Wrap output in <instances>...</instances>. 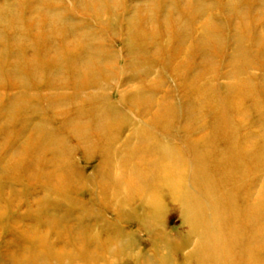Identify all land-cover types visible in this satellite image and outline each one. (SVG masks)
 <instances>
[{"label":"rangeland","instance_id":"1","mask_svg":"<svg viewBox=\"0 0 264 264\" xmlns=\"http://www.w3.org/2000/svg\"><path fill=\"white\" fill-rule=\"evenodd\" d=\"M99 1L13 0L10 20L21 15L29 2L27 11L34 12V23L45 14L60 18V22L64 19L48 30L49 36L56 38L43 47L47 51L51 48L50 56L61 51L65 43L73 56H80L83 50L82 61L92 68L89 78L96 87L81 93L77 90L75 102L57 108L56 113L46 101L32 104L35 111L28 130L39 131L38 124L47 120V133L59 136L68 150L59 164L49 149L17 167H6L9 157L21 154L31 133L26 131L15 139L22 123L0 124V264H14L13 260L23 263L29 239H35L38 250L47 243L54 246V253L75 255L74 264H85L82 256L86 254L91 264H207L210 257L213 264H222L220 251L223 248L226 254L227 249L221 219L203 196L198 176L203 173L214 179L215 191L226 184L241 191L231 206L243 207L247 200L260 202L264 185V51L260 42L264 0H234L233 5L231 0ZM4 4L5 0H0V11ZM198 4L202 12L196 14L193 10ZM234 9L240 10V18ZM22 18L27 19L26 15ZM239 21L244 23L243 31L238 28ZM5 28L0 23V67L4 69L0 72V102L5 107L8 98L17 93L8 88L7 79L12 77L8 45L14 48L13 61L33 62L38 80L35 90L47 98L49 92L34 48L24 57L17 48L34 32H27L24 41L11 43ZM61 29L72 32L67 40L59 35ZM66 61L55 63L63 81L69 76ZM60 93L69 98L74 94L73 90ZM139 94L144 97L137 104ZM102 104L103 113L112 116L109 119L118 137L110 148V159L117 162L113 165L104 164L109 152H101L102 143L95 149L84 146L64 127L79 110L89 111ZM165 111L173 116L166 118L167 135L161 127L166 125L162 118ZM8 113L0 110V117ZM143 131V141L138 142L134 134ZM155 142L158 147L144 154L143 150ZM12 147L14 154L10 153ZM175 153L187 178V192L191 199L203 203V217L209 223L203 247L192 231L195 222L182 213L163 179L155 176L160 168L172 171L167 162ZM158 154L163 161L144 165L146 156L155 159ZM39 158L43 164L37 168L35 160ZM136 172L141 173L139 180L134 178ZM239 172L245 173L240 177ZM219 173H226L229 181L218 183ZM63 180L68 185L63 191L56 190L58 186L61 189ZM131 181L136 186H130ZM49 186H54L56 194ZM58 191L64 197L57 195ZM154 194L161 203L155 218L144 200ZM240 236L250 240L253 235L248 231ZM235 245L229 256L237 255L239 244ZM260 247H255L256 256L264 264ZM82 250L84 254L77 255Z\"/></svg>","mask_w":264,"mask_h":264},{"label":"bare ground","instance_id":"2","mask_svg":"<svg viewBox=\"0 0 264 264\" xmlns=\"http://www.w3.org/2000/svg\"><path fill=\"white\" fill-rule=\"evenodd\" d=\"M231 1L232 2H230V4L233 5L234 0H231ZM13 4H14L13 0H5V4L2 7L3 10L0 11V23H2L4 27H6L5 30H7L6 31L7 42L18 43V42H21V40L24 41V38H26L27 32L28 33L34 32V36L29 38L28 41H26V43L24 42L20 43L19 47L17 48L19 49V53L23 57L27 55V53H29L32 48H34V55L37 61L36 63L41 70L40 76L43 77L45 80L46 90L49 92V96L44 99L35 90L38 80L36 78L37 77L36 74L33 72V62L31 60L28 61L26 59H21V61H13V56H15V54H14V51L12 50L14 48L13 46L8 45V47L6 48V52L9 57L12 56L11 58L12 61L10 60V63L8 65V69L11 72L10 76H12L7 79L8 88L17 91V93L11 98H8L9 103L5 104V107L4 105H2V102H0L1 113L4 111L9 112L7 116L0 117V124H2L4 121H9L11 123L12 122L22 123V124H19L20 126L19 127L20 130L18 132L19 135L17 134L14 135L15 139H17L22 134H25L26 131L28 132L30 131L31 136L27 139L26 144L24 145L22 152L18 157L14 154L16 153L14 147L11 148L10 153L12 152L14 155L11 156L12 158L9 157L5 161L4 164H6V167H10V168L17 167L18 165L21 164V162L27 160L28 158L31 159L40 154H45L47 151H49V149H52L53 152H55V154L57 155L56 159L57 160L59 159V161L57 160L56 161L59 164L62 161L61 157H63V155L65 156L66 151L68 150L65 149L66 147L64 143L61 142L59 136L50 134V132L47 133L49 130V127L47 125V120H42L38 124L39 128L37 129H39V131L34 130V129L28 130L31 124L33 123L31 113L32 111L33 112L35 111L34 107H32V104L34 102L38 104L40 102L46 101L48 106H50V108L54 110V113H56L55 110H57V108H60L66 105V103L68 102L69 103L75 102L76 100L75 98L79 95L78 93H76L77 90L79 91V93H81V92H85L86 90H90L91 88H93V86H95L94 82L92 81V78L91 79L89 78L90 73H91V71L89 70H91L92 68L90 69L89 66L82 61L85 59L84 58L85 54L84 55L82 54L83 50L80 56H78V54L73 56V53H71L67 48V45H69L68 43H65L61 51H57L56 53L53 54V56H50L52 55L51 48L49 51H47L45 47H43V44H45L46 42L47 43L51 42L50 38H56V37H53L54 35L49 36L48 30L51 29L52 27L54 28L55 26H57V24H60L61 22H63L64 19L60 22L61 20L60 18H59L60 20L57 18L52 19L53 16H49L45 14L43 15V17L42 15L39 16L38 18L39 21L37 23H34L33 22L34 18L32 17L34 15V12L29 11V10L27 11V9L30 8L32 4L31 2H29L27 3V6L22 7L21 15H18L17 17H14L12 20H10L11 16L13 15V7H14ZM234 10H235V14H237L239 17L240 10L238 11L236 9ZM193 12L196 14L202 12V8L199 7V4L198 6L197 5L194 6ZM25 15L27 19L24 21L22 17ZM145 24H146V21H145ZM244 27H245L244 23L240 22L238 28L242 30ZM59 32H60L59 35H61V37H63L65 40H67V36L69 37L71 36L68 34L72 33L66 29H61ZM238 39L239 41L240 40L242 41L241 36H238ZM132 42L134 41L132 40ZM260 42H262L261 47L264 51V36L261 38ZM57 54L60 57L55 56ZM47 55L48 57H50V59L47 58ZM57 57H58V60H57ZM67 57H70L69 61H66ZM63 59L66 61L65 67L68 70L66 72L69 74L67 78L68 80L66 81L60 80L59 78L60 71H59V68L56 67L55 65V63H58L60 60H63ZM48 60H51V62H49ZM79 60L80 62H78ZM97 68H100V67L98 66ZM19 70H22V72ZM2 71H4V69L0 67V72ZM66 90H73L74 92V94H72L73 96L69 98V97H66V95H63L64 93L63 94L60 93L63 91L65 92ZM57 92L59 93L57 94ZM138 97H139L137 98L138 102L139 100L141 101L137 104H140L143 100L142 97L144 96H142V94H139ZM135 101L137 102V100ZM76 106L77 105L73 107H76ZM104 109H105V106L102 104V105H99L98 108L93 107L89 111L83 112L79 110L77 117H75L72 121L70 120L67 124L64 125V127H67V129L70 130V131H67L69 135L77 136V139L81 141L82 145L84 146H89L90 148L95 149L98 145L102 143L101 145L103 149H101V152L104 153L105 155L108 154L109 152V154L106 155L107 159L105 160L104 164L108 163V165H113V163H117V162L110 159V155L113 153L110 151V148L115 143V141L118 139V137H117V134H115L116 130L114 126L112 125L113 121L109 119V118H112V116H110L111 114L108 116L105 115L103 113ZM170 114H171L170 112L165 111V114L162 116L163 120H166V118L170 119L172 116ZM20 118H22V121H17V119H20ZM167 121L168 120L164 122L166 125L164 126L161 125V127L163 128L162 132H164L163 134H166V135L169 133V125ZM155 122L160 123V120L159 121L157 120ZM159 132L161 133V131ZM143 133H146V132L145 131L135 132L134 135H135V138L139 139L138 142L143 141V136L145 135ZM97 139H99L100 141H96ZM95 142H98V143L95 144ZM155 147H158L157 143L155 145L152 144L148 148L146 147L145 150L143 149H140V150H143L144 154L151 153L149 152V150H152L153 152ZM159 149L160 151L162 150L160 147ZM227 150L231 152V149L229 146L227 147ZM167 152L168 151H166V153ZM23 155L24 157L22 158ZM262 156H263L262 159H264V154ZM171 158L173 160L169 159V162H167V165L172 168V171L170 170V172H164L160 168L158 173L155 174V176L157 178L163 179L164 181L163 183L166 184L168 190L174 197V200H176V202L179 203L180 207L183 209L182 213L189 220L192 219L195 222V223L193 222L194 225H193L192 231H193V234L195 233L198 236L199 246L203 247V242L207 241L208 239V228H209V223L203 217V203L200 202L199 204L197 201L191 199L190 195L188 194L187 178L184 176V171H181L180 169L181 161H180L179 155H177L176 153L174 155L172 154ZM35 161H36L35 167L40 168V166L43 164L42 159L39 158V159H36ZM145 161H147V164L144 163V165H151L153 164V162L160 163L161 161H163V159L161 158L160 154H158L155 159H152L146 156ZM261 162L264 163V160ZM244 173L245 172H239V176L241 177L242 175H244ZM135 174L136 175L134 176V178H138L137 180H139L141 173L136 172ZM200 174L201 176L200 177L198 176V179H199L198 181L202 182V186H200L201 188L200 190H202V194L205 197V199H208L214 205V208L216 212H219V217L221 219V225H220L221 233H222L221 235H222V240L224 239V243L226 244L225 247L227 249L226 254L222 252L223 248L220 251L221 256H222V264H261L262 258L261 260L259 257L257 258L256 256L257 251L255 247L256 245H261L260 247L262 249L261 253H264V185L261 187V190L259 192L260 202L250 203L247 200L245 203V206L243 207L241 206L237 207L233 205L231 206L230 205L231 202H233V199L235 197L237 198L238 196H240L241 191H238V190L235 191L234 186L229 187L230 184L229 185L226 184L227 187H225L226 185H224L223 187H217L218 189L217 191H215L212 187L213 186L212 184H214L212 180L214 179L208 176H204L203 173H200ZM160 175H162L164 178L161 177ZM38 178L40 179L39 176L37 177V179ZM217 178H218L217 179L218 183L219 182L226 183L227 181H229V178L226 173H221V174L219 173ZM165 179H169V181L166 182ZM133 181H131L132 184L130 185L132 187L136 186L135 185L136 182L134 183ZM66 182L67 181H64V180L61 181V185H60L61 189H59L58 188L59 186H58L56 190L63 191L62 189L66 187V185H68V182L67 183ZM49 187H52V186H49ZM53 187L51 189H53L54 190L53 192L56 194L55 192L56 190ZM249 190H251V187H249ZM50 193L51 191L48 194L52 195ZM57 195L64 197L63 196L64 193L62 192ZM144 200L149 202V205L152 207V210H151L152 216L155 218V216L157 215L160 209V205H161L159 196L157 194L156 195L155 194L146 195ZM248 231H250V234L253 235L251 237L253 239L249 238L250 240H248V237L240 236L242 232L247 233ZM239 241H242L241 245ZM29 242L31 245H29V249L25 253V261H23L22 263L21 260H13L14 264H49V263L50 264H65V262L66 263L70 262L74 264L76 260L75 255L73 254L69 255V254H66L65 252H60V251H58L57 253L52 252L54 250L53 249L54 246L50 248V246H48L47 243H42L43 249L38 250L35 247L36 245L35 239H29ZM224 243L222 245L223 247H224ZM235 243L239 244L237 248L238 253L236 256L234 254L233 256L231 255L229 256L230 252L233 253V250L236 247ZM211 250L212 249L208 250V254L211 253ZM84 251L85 250L80 251L77 255L81 256L82 254H84ZM227 253H228V256H227ZM210 256L214 257L213 254H211ZM228 258L230 259V261L228 260ZM207 260H208V262L206 261L207 264H213L211 257ZM82 261H84L85 264H91V261L89 257L87 256V254L85 256H82ZM82 261H78V262L81 263Z\"/></svg>","mask_w":264,"mask_h":264}]
</instances>
